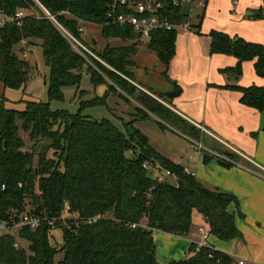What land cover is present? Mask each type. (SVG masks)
I'll return each instance as SVG.
<instances>
[{
  "label": "trees",
  "instance_id": "trees-1",
  "mask_svg": "<svg viewBox=\"0 0 264 264\" xmlns=\"http://www.w3.org/2000/svg\"><path fill=\"white\" fill-rule=\"evenodd\" d=\"M113 1L0 0V20L6 19L0 24V82L6 88L25 89L30 62L16 49L23 42L41 44L50 68V100L62 99L66 86L79 88L86 68L96 87L106 85L114 93L120 90L129 96L119 93L126 101L134 98L140 118L156 119L163 128L202 140L199 127L134 83L127 68L136 64L130 55L137 53L140 43L132 28L108 23L107 11ZM19 11H24L21 19L16 18ZM167 13L177 23L189 20L187 7H168ZM251 16L263 18L264 11H252ZM81 22L100 25L105 38L133 43L107 45L96 53L100 59L87 56L89 62L59 26L80 36ZM177 33L178 29L156 31L146 44L165 65L163 74L169 81ZM210 37L212 54L238 58L237 65L226 72L239 77L243 62L254 60L257 74L264 76V44L216 30ZM173 84L175 89L166 93L170 105L181 93ZM229 88L242 92L244 104L264 110V86ZM107 98H93L82 105L106 103ZM133 122L128 123L126 134L107 118H90L81 110H53L50 102L28 100L24 110L10 109L0 94V223L12 224L13 218L19 221V216L13 217L14 208L42 217L36 229L23 226L17 235L8 232L0 237V264H54L58 250L49 235L54 227H64L65 253L58 264H160L154 230L186 236L196 212L203 216L209 236L223 241L243 238L236 214L230 210L233 203L238 206L237 197L221 188H209L186 172L184 165L159 152ZM165 170L172 172V178L159 181L156 173ZM66 211L71 217H63ZM18 237L29 242L28 248ZM191 252L168 264H236L230 254L212 244L193 245Z\"/></svg>",
  "mask_w": 264,
  "mask_h": 264
},
{
  "label": "crops",
  "instance_id": "crops-1",
  "mask_svg": "<svg viewBox=\"0 0 264 264\" xmlns=\"http://www.w3.org/2000/svg\"><path fill=\"white\" fill-rule=\"evenodd\" d=\"M259 9L264 11V0H206L204 7L194 6L190 27H179L183 30L177 34L176 54L169 68L171 80L164 76L172 88L162 92L175 89L176 82L181 93L171 100V108L203 131L196 170L184 166L207 187L221 188L238 199V206L233 203L230 210L236 214L243 238L223 241L209 236V244L230 254L236 264H264V110L241 102L242 92L229 85L264 86V76L257 74L254 60L243 62L239 77L226 72L237 65L238 58L212 54L210 33L221 31L264 44V17L251 16ZM134 80L147 91L142 82ZM204 141L213 146L203 145ZM200 227L207 229V224L195 213L186 236L154 230L158 262L168 264L190 256L193 245L201 243Z\"/></svg>",
  "mask_w": 264,
  "mask_h": 264
},
{
  "label": "rangeland",
  "instance_id": "rangeland-1",
  "mask_svg": "<svg viewBox=\"0 0 264 264\" xmlns=\"http://www.w3.org/2000/svg\"><path fill=\"white\" fill-rule=\"evenodd\" d=\"M83 24L86 29L84 39L96 53L98 51H103L107 45L111 47H122L129 46L133 43L130 40L103 37L101 34L102 27L98 24ZM182 30L183 28L178 29V33ZM95 37L98 40L96 44L93 43ZM16 51L20 57L30 62L29 81L25 89L6 88L3 83L0 82V94L4 95L6 98V106L8 108L24 110L26 108V101L28 100L50 102L53 110H68L71 113H77L81 110L83 115L90 118H107L126 134L128 133V123L134 121L133 126L145 133L149 137L150 143L159 152L178 164L189 166L192 171L196 170V163L199 161L200 154L198 140L186 136L171 127L163 128L156 119L140 118L141 116L135 108L138 106V103L134 98L130 97L131 101H126L123 97L129 96L122 91L121 93L120 90L114 93L108 90L106 85L96 87L91 82L90 74L86 68L84 69L79 88L77 86H66L63 88L62 99L50 100L48 95L50 68L45 63L41 44L29 45L28 42H23L22 46L18 47ZM25 53L27 56L24 55ZM130 57L136 64L128 67V71L130 73L134 72V77L142 82L148 89L146 91L141 87L139 88L154 95L162 103L171 107L166 93L162 92L168 91L172 86L166 82L162 74L165 65L161 62L159 63L156 53L150 50L146 44H141L138 47L137 53L135 55L131 54ZM152 91L155 93L153 94ZM119 93H121L123 97L120 96ZM106 97H108L106 103L82 105L83 102L93 98L105 100ZM23 137L28 144H30L27 133L23 132ZM202 144L208 145L209 147L213 146L212 143L206 141ZM188 159H190V162H187ZM202 167L204 168L205 165L202 164ZM260 188L263 189V187ZM63 215L64 217H71L68 211L64 212ZM194 228H197V223ZM49 235L51 245L58 250L54 261V264H58V262L63 259L65 253L63 250L65 245L64 227H54ZM18 241L22 243L25 248H28V241L19 237Z\"/></svg>",
  "mask_w": 264,
  "mask_h": 264
},
{
  "label": "built area",
  "instance_id": "built-area-1",
  "mask_svg": "<svg viewBox=\"0 0 264 264\" xmlns=\"http://www.w3.org/2000/svg\"><path fill=\"white\" fill-rule=\"evenodd\" d=\"M206 0H114L111 4L109 10L107 11L108 23L113 25H119L121 27H130L134 30L137 35L136 40L141 44H147L152 34L156 31H171L174 29H179L181 26L187 28L190 27V18L192 17V12L194 6L204 7ZM168 7H188V22L177 23L172 20L170 15L167 13ZM48 16L55 20L48 12ZM24 16V11H19L16 14L17 19H21ZM6 22L5 18L0 20V24ZM81 22L79 25L80 36L72 34L70 31L59 25L68 38L69 42L73 48L83 55L90 62L87 56H93L100 59L96 54V51L87 43L84 39L85 26ZM20 24V23H19ZM27 56V54H24ZM199 149H203L202 145L199 144ZM145 167H148L145 164ZM185 171L190 173L188 168L185 167ZM156 176L159 181H167L172 178L173 174L170 170H165L163 172H157ZM6 188V185L2 186V190ZM67 212V211H66ZM13 217L19 216V221L13 218V223L1 222L0 223V237L8 232L17 234L19 229L23 226H27L31 229H36L40 226L42 217L36 214L27 212L20 213L18 209H12ZM64 217V215H63ZM97 218L92 219L93 221ZM90 220V221H92ZM132 227H137V224H132ZM199 233L201 236V243L199 246L209 244V234L205 227L199 228ZM18 246V244H16ZM239 264H245V261H240Z\"/></svg>",
  "mask_w": 264,
  "mask_h": 264
},
{
  "label": "water",
  "instance_id": "water-1",
  "mask_svg": "<svg viewBox=\"0 0 264 264\" xmlns=\"http://www.w3.org/2000/svg\"><path fill=\"white\" fill-rule=\"evenodd\" d=\"M96 42H97L96 40L93 41L94 44H96Z\"/></svg>",
  "mask_w": 264,
  "mask_h": 264
}]
</instances>
